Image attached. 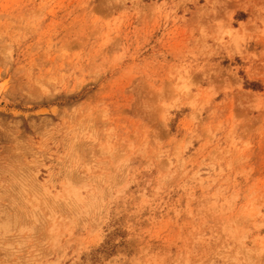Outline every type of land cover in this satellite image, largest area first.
<instances>
[{"label": "rangeland", "instance_id": "374dc122", "mask_svg": "<svg viewBox=\"0 0 264 264\" xmlns=\"http://www.w3.org/2000/svg\"><path fill=\"white\" fill-rule=\"evenodd\" d=\"M0 264H264V0H0Z\"/></svg>", "mask_w": 264, "mask_h": 264}]
</instances>
